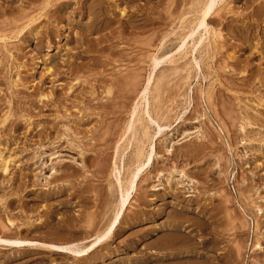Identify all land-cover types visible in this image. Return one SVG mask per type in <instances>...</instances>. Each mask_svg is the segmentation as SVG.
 Returning a JSON list of instances; mask_svg holds the SVG:
<instances>
[{
  "label": "rangeland",
  "instance_id": "rangeland-1",
  "mask_svg": "<svg viewBox=\"0 0 264 264\" xmlns=\"http://www.w3.org/2000/svg\"><path fill=\"white\" fill-rule=\"evenodd\" d=\"M206 1L0 0V237L84 248L154 144L90 254L0 264H264V0Z\"/></svg>",
  "mask_w": 264,
  "mask_h": 264
},
{
  "label": "bare ground",
  "instance_id": "bare-ground-1",
  "mask_svg": "<svg viewBox=\"0 0 264 264\" xmlns=\"http://www.w3.org/2000/svg\"><path fill=\"white\" fill-rule=\"evenodd\" d=\"M215 1L216 0H207L205 2L203 8L201 9L202 13H201V18H199V22H197L198 24L199 23L200 24H204L205 18L211 13L212 8L215 6ZM154 120H152V121H154ZM147 126H145V129H146ZM157 127L159 129H158V131H156L157 132L156 134H158V132H160L159 124H158ZM145 129H144V131H145ZM156 134H154V135H156ZM148 139H147V141H148ZM137 153L138 154H137L136 160H138V162L136 161L137 164L135 163L136 165L131 170L129 176L126 179L123 180L124 181L123 182V188L120 189V192H118L119 194H118V199H117V202H116L118 205L116 204L117 205L116 208L114 207L115 211L113 212V215H112V221H110V223L107 226V228L105 229V231H103L101 233L102 234L101 237H99V235H98V237L92 243L86 245L84 248H80V245L78 243H76V242H74V244L70 243L72 245H67V244L64 245V244H59V243H54V242L48 243V242H42V241H37V240L22 239V238H18V237L17 238H2V237H0V246L11 247V248H21L23 246H36V247H40L41 246L43 248L52 249V250H54L56 252H63V253L64 252H70L71 254H73V255H75L76 257H79V258L90 254L95 246L101 245L100 243L102 242V240H104L106 237H108L109 235L114 233L116 228L118 227V225L120 223V213L123 211V209L126 207V205L128 203L127 199H128V196H129L130 188L134 185V182L139 177L138 175L142 173V171H143L142 168L144 166V161H148V163H147V165H148L149 161L152 159V157L154 155V144L152 142L150 143L149 150H148V152H146L144 161L141 162L140 158H139V156H141L142 153L140 154V151L137 152ZM6 163H7V161H6ZM80 166H82V165H80ZM6 168H7V166H6ZM6 168H4L3 170L5 171ZM114 171H115L114 175H115V178L117 179V181H121L122 177H121L119 168L117 170L115 169ZM63 190H64V188H63Z\"/></svg>",
  "mask_w": 264,
  "mask_h": 264
},
{
  "label": "crops",
  "instance_id": "crops-1",
  "mask_svg": "<svg viewBox=\"0 0 264 264\" xmlns=\"http://www.w3.org/2000/svg\"><path fill=\"white\" fill-rule=\"evenodd\" d=\"M57 253V252H56Z\"/></svg>",
  "mask_w": 264,
  "mask_h": 264
}]
</instances>
